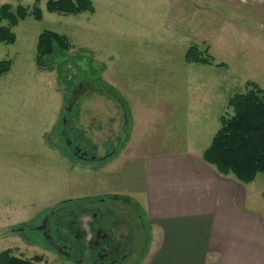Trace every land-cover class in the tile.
<instances>
[{
	"label": "rangeland",
	"instance_id": "374dc122",
	"mask_svg": "<svg viewBox=\"0 0 264 264\" xmlns=\"http://www.w3.org/2000/svg\"><path fill=\"white\" fill-rule=\"evenodd\" d=\"M35 1L0 0V6L31 9ZM91 2L94 14L63 16L48 13L46 1L39 0L42 20L27 17L12 29L15 43L0 45V61L11 63L0 78V253L73 264L36 232L44 217L50 216V234L62 244L71 221L85 225L91 217L89 203L66 201L116 195L141 207L147 156L200 155L220 117L232 116L228 100L244 94L247 83L264 91V0ZM43 32L64 36L72 46L53 57L51 71L35 64ZM191 47L213 64L186 63ZM72 91H78L73 128L83 133L88 149L101 157L119 144L103 164L77 161L56 138ZM251 186L264 211V175ZM136 214L131 213L132 256L125 264H140L151 243L152 226L146 242ZM18 229L24 231L11 234Z\"/></svg>",
	"mask_w": 264,
	"mask_h": 264
},
{
	"label": "crops",
	"instance_id": "0c3cea01",
	"mask_svg": "<svg viewBox=\"0 0 264 264\" xmlns=\"http://www.w3.org/2000/svg\"><path fill=\"white\" fill-rule=\"evenodd\" d=\"M202 153L145 158L141 208L152 238L140 264H264V211L251 186L258 176L243 185Z\"/></svg>",
	"mask_w": 264,
	"mask_h": 264
},
{
	"label": "trees",
	"instance_id": "16d2710c",
	"mask_svg": "<svg viewBox=\"0 0 264 264\" xmlns=\"http://www.w3.org/2000/svg\"><path fill=\"white\" fill-rule=\"evenodd\" d=\"M45 1L46 11L50 14L63 16L94 14L91 0ZM38 5L39 0L35 1L31 9L20 5L15 8L8 4L0 6V45L15 43L16 38L12 29L27 17L31 16L37 22L42 20V12ZM71 48L64 36L52 32L41 33L37 38L36 46L37 68L53 70L51 62L53 57L67 53ZM185 62L207 66L213 64V58L204 57L196 47H191L185 54ZM10 69V61H0V78L7 75ZM246 89L244 94L234 95L228 100L227 107L232 109L233 114L220 117V127L209 147L202 153L204 163L213 167L220 175L230 176L243 185L251 184L260 174L264 175V91L252 83H247ZM94 200L66 201L63 204L76 205ZM132 205L135 210L140 211L145 223L147 218L143 209L134 201ZM148 225L150 224L147 220L146 242H148ZM41 261V257H34L31 260L15 257L10 250L0 253V264H41Z\"/></svg>",
	"mask_w": 264,
	"mask_h": 264
},
{
	"label": "flooded vegetation",
	"instance_id": "af4514ba",
	"mask_svg": "<svg viewBox=\"0 0 264 264\" xmlns=\"http://www.w3.org/2000/svg\"><path fill=\"white\" fill-rule=\"evenodd\" d=\"M81 89L82 86H78V91ZM78 91H72L71 95L77 94ZM74 99L75 96L72 97L70 105L64 108L65 111L63 113L66 114L61 118V129L56 133V138L60 137V139H62L65 148L72 153V156L77 161L86 164H103V162L108 161L115 155L118 151L119 144L111 151L106 150V153L101 157L94 154L93 149V152H91L84 143L83 133L78 134L75 128H73L75 119L72 117L71 113L74 110L72 107ZM67 115L69 116L68 118ZM126 125L127 122L125 121L124 126L126 127ZM65 138L68 139L69 145L66 144ZM131 200L132 199L129 197L115 195L113 197L110 196L109 198L91 201L89 203L91 217L88 219L87 223L83 225L79 224V221H71L68 224L67 230L71 233L68 235L69 237L66 236L59 240L63 242L62 244H57L56 240L52 238L50 234L48 225L50 224L49 219L51 218L49 215L44 217L40 225L41 227L44 224V228L39 230L40 227H38L36 232H38L39 235L42 236L43 241L48 243L58 254L60 253L58 252L60 249L63 250L61 252L66 256H60L73 264H125L131 258L133 249L131 228L132 211H137L136 221H138V226L141 227H139L141 232L145 231L143 216L138 209H134L132 205L133 200ZM117 204H121L122 207L118 208ZM96 206L99 207L97 208ZM83 217L85 216H81V221L84 219ZM73 227H75V230ZM29 229L32 230V228ZM70 235H73L76 244L69 241L71 239ZM141 237L137 239L139 242ZM138 244L137 246H141V244ZM74 246L76 250L73 252L72 249ZM143 248H140V253L143 251Z\"/></svg>",
	"mask_w": 264,
	"mask_h": 264
},
{
	"label": "water",
	"instance_id": "95a60500",
	"mask_svg": "<svg viewBox=\"0 0 264 264\" xmlns=\"http://www.w3.org/2000/svg\"><path fill=\"white\" fill-rule=\"evenodd\" d=\"M65 142H66V144L69 145V141H68V139L65 138ZM43 228H44V224L40 227L39 230H42ZM22 231H23V229H18V230H15V231L13 230V231H11V234L14 233V232L20 233V232H22ZM61 251H63V250L60 249V250L58 251V252L61 253V254H60V253H59V254L62 255V256H66V255H64V253H62Z\"/></svg>",
	"mask_w": 264,
	"mask_h": 264
}]
</instances>
